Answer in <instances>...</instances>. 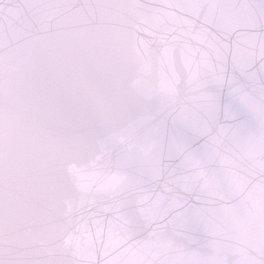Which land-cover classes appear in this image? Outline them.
Returning <instances> with one entry per match:
<instances>
[{"label": "snow or ice", "instance_id": "6c2138e0", "mask_svg": "<svg viewBox=\"0 0 264 264\" xmlns=\"http://www.w3.org/2000/svg\"><path fill=\"white\" fill-rule=\"evenodd\" d=\"M0 264H264V0H0Z\"/></svg>", "mask_w": 264, "mask_h": 264}]
</instances>
